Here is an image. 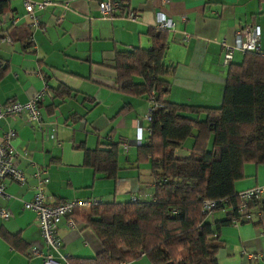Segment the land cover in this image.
Returning a JSON list of instances; mask_svg holds the SVG:
<instances>
[{
    "label": "crops",
    "instance_id": "crops-1",
    "mask_svg": "<svg viewBox=\"0 0 264 264\" xmlns=\"http://www.w3.org/2000/svg\"><path fill=\"white\" fill-rule=\"evenodd\" d=\"M52 1L51 6L34 9L37 27L22 0L8 1L0 13V105L24 104L44 86L52 94L40 104L41 125H26L22 117L0 121V143H6L7 133H14L17 162L30 185L36 171L46 173L49 206L72 199L126 203L141 197L150 202L156 181L150 165L137 162L138 148L148 137L145 118L150 104L147 97L132 98L118 92L115 53L150 49L147 32L156 29L160 13L166 15L175 23V31L168 32L167 39L166 60L175 67L167 100L176 105L218 108L227 76L222 44L232 45L243 28L255 24L261 28L264 54V4L261 0H171L166 6L161 0ZM108 1L121 3L115 17H104L98 11V2ZM129 12L133 20L128 19ZM26 33L29 46L22 41ZM186 35L190 38L183 43ZM6 38L11 44L2 41ZM241 59L242 55H234V63ZM60 89L70 95L59 96ZM192 118L203 120L204 116ZM47 130L55 133L54 140ZM108 140L118 144L121 171L116 180L95 175L84 164L85 151L96 150L100 144L110 143ZM192 145L193 141L187 140L175 151L176 156L187 157ZM244 174L235 184L236 193L264 185V165H246ZM5 185L0 209H9L13 217L0 219V264H41V259L29 256L31 250L46 253L38 219L24 209L32 192L11 180H5ZM76 210L79 214L87 209ZM230 211L227 205L207 222H222ZM68 220L63 219L56 232L61 254L68 260L95 259L102 252L98 239L74 218L77 226L71 229ZM219 235L222 248L217 264H264V206L250 214L249 222L223 226ZM127 264L150 263L140 256Z\"/></svg>",
    "mask_w": 264,
    "mask_h": 264
},
{
    "label": "trees",
    "instance_id": "trees-1",
    "mask_svg": "<svg viewBox=\"0 0 264 264\" xmlns=\"http://www.w3.org/2000/svg\"><path fill=\"white\" fill-rule=\"evenodd\" d=\"M6 3L0 1V13ZM147 35L150 49L116 52L114 70L120 94L153 98L157 105L137 152V162H147L156 181L152 201L100 203L79 214L75 210L72 218L93 232L102 252L93 260L69 264H127L141 254L150 264H217L219 231L232 223L239 204L235 184L245 178L246 165H264V56L245 53L227 68L220 107L176 105L167 100L175 73L166 60L168 31L156 28ZM28 37L26 33L22 39L26 46ZM63 95L70 91L60 89ZM189 139L188 156L178 158L175 151ZM118 154L117 143H103L85 151L84 164L95 175L116 180ZM204 201L224 202L221 208L230 206V215L210 224L202 213ZM263 206L264 199L252 198L249 213Z\"/></svg>",
    "mask_w": 264,
    "mask_h": 264
},
{
    "label": "built area",
    "instance_id": "built-area-1",
    "mask_svg": "<svg viewBox=\"0 0 264 264\" xmlns=\"http://www.w3.org/2000/svg\"><path fill=\"white\" fill-rule=\"evenodd\" d=\"M8 2L10 0H0ZM25 12L33 20L34 27L38 26L37 20L33 17L32 13L35 8L43 9L44 7L54 4L52 0H43L41 3H33L30 0H22ZM89 1V0H87ZM171 0H161L162 5L166 6ZM99 13L104 17H115L118 11H120L121 3L118 1L98 2L97 4ZM128 19L133 20V14L129 12ZM182 21L185 17L181 18ZM62 18L57 22L60 23ZM156 28L168 32L175 31V23L172 19L166 17V15L160 13L157 17ZM190 37L186 35L182 42L186 43ZM261 40V28L255 24H251L243 28L234 39L232 45H228L223 42L225 53L223 56V67L226 69L234 62V55L245 53H260L264 56L260 47ZM5 43L11 44V41L6 38ZM45 97H52L50 90L44 86V88L35 93L28 102L21 104L17 102H9L4 105H0V121L4 119H10L15 121L18 117H22L26 125H41V113L40 104ZM153 97V95H152ZM150 104V110L145 118L147 123L151 121V114L155 107L153 98L148 100ZM49 137L55 139V133L50 130ZM149 132V129H148ZM14 133L9 132L6 134V143H0V199L5 196V180H11L20 187L26 188L27 191L32 192V200L24 203V209L33 212L39 222V229L42 241L46 247V253L39 250H31L29 256L32 258L41 259V264H69V260L63 254H61L62 243L56 237L57 228L60 222L68 218V225L71 229L77 226V223L73 220L72 215L76 209H89L98 206L101 202L95 199L90 200H70L61 202L54 206L47 205L48 197L45 192L46 185L49 179L45 172L36 171L34 173V183L29 184L25 177V172L20 168L17 162L18 153L13 144ZM108 142H114L108 140ZM116 143V142H114ZM127 150L128 146L123 145ZM252 198L264 199V185L238 193L239 204L236 208V215L232 218V224L234 226L240 223L249 222L250 213L248 203ZM143 201L141 197H132L130 202L136 203ZM224 202L219 201H204L202 205V213L210 218L212 214L222 209L221 205ZM13 217L11 211L7 208L0 209V219L7 221ZM143 256V254H141Z\"/></svg>",
    "mask_w": 264,
    "mask_h": 264
},
{
    "label": "rangeland",
    "instance_id": "rangeland-1",
    "mask_svg": "<svg viewBox=\"0 0 264 264\" xmlns=\"http://www.w3.org/2000/svg\"><path fill=\"white\" fill-rule=\"evenodd\" d=\"M210 149L212 148V143H210V147H209Z\"/></svg>",
    "mask_w": 264,
    "mask_h": 264
}]
</instances>
